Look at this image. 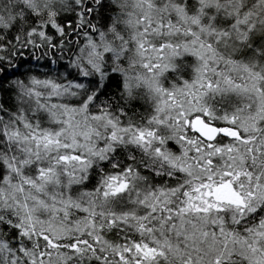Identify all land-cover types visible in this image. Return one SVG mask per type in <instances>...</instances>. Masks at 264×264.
<instances>
[{
  "label": "snow or ice",
  "instance_id": "snow-or-ice-1",
  "mask_svg": "<svg viewBox=\"0 0 264 264\" xmlns=\"http://www.w3.org/2000/svg\"><path fill=\"white\" fill-rule=\"evenodd\" d=\"M0 264H264V0H0Z\"/></svg>",
  "mask_w": 264,
  "mask_h": 264
}]
</instances>
